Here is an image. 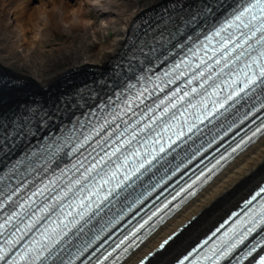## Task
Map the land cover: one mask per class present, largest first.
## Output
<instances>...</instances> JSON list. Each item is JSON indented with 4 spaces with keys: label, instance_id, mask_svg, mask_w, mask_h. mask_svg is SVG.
Here are the masks:
<instances>
[{
    "label": "snow or ice",
    "instance_id": "snow-or-ice-1",
    "mask_svg": "<svg viewBox=\"0 0 264 264\" xmlns=\"http://www.w3.org/2000/svg\"><path fill=\"white\" fill-rule=\"evenodd\" d=\"M231 16L227 25L216 30L202 46V55L194 53V60H182L165 71L147 97L144 93L148 90H142L135 108L127 106L116 114L110 112L111 118L99 122V127H92L87 135L80 132L58 143L49 157L63 152L64 157H71L69 163L75 160L71 167L61 169L59 176L52 169L55 178H48L52 159L41 169L44 176L38 183L17 172L16 166L9 173L0 172V264H75L99 234L71 244L90 222V215L72 236L68 232L84 220L93 204L99 215L101 204L112 203L109 197L119 196L118 190L133 176L139 179L192 140L201 131L200 125L213 123V117L225 116L237 104L243 107L242 101L247 102L257 89L264 90V0H247ZM197 22L198 13L192 12L184 23L188 26ZM153 39L155 42L148 45L152 58L163 64L170 50ZM176 46L182 45L178 41ZM153 96L156 99L151 104L144 103ZM11 135L0 134V152L14 146ZM101 192L106 194L101 196ZM226 224L228 230L222 232ZM262 225L264 187L244 202L231 223L220 224L202 244L178 258L177 264H232L233 260L242 264L237 250ZM171 239L165 240L161 248ZM260 264H264V258Z\"/></svg>",
    "mask_w": 264,
    "mask_h": 264
},
{
    "label": "bare ground",
    "instance_id": "bare-ground-1",
    "mask_svg": "<svg viewBox=\"0 0 264 264\" xmlns=\"http://www.w3.org/2000/svg\"><path fill=\"white\" fill-rule=\"evenodd\" d=\"M169 1L0 0V79L15 82L0 88V101L21 103L30 95L55 94L76 87V76L110 67L125 52L138 20ZM181 2L171 1L174 7ZM62 34L65 41L49 44ZM33 86L39 90L19 97ZM263 181L264 137L124 264H134L163 237L194 219L149 262L170 264Z\"/></svg>",
    "mask_w": 264,
    "mask_h": 264
},
{
    "label": "rangeland",
    "instance_id": "rangeland-1",
    "mask_svg": "<svg viewBox=\"0 0 264 264\" xmlns=\"http://www.w3.org/2000/svg\"><path fill=\"white\" fill-rule=\"evenodd\" d=\"M92 16L93 17H96V15L95 14H93L92 13ZM112 34H113V32H112ZM67 39V36L66 35H59V38L58 39H54V38H52L51 40H50V42H49V44H54V43H56V42H63V41H65ZM103 42H105L106 40H102Z\"/></svg>",
    "mask_w": 264,
    "mask_h": 264
}]
</instances>
